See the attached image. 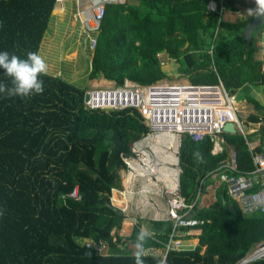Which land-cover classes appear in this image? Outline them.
<instances>
[{
	"label": "trees",
	"instance_id": "obj_1",
	"mask_svg": "<svg viewBox=\"0 0 264 264\" xmlns=\"http://www.w3.org/2000/svg\"><path fill=\"white\" fill-rule=\"evenodd\" d=\"M55 1L0 0V52L21 58L39 53ZM208 1L127 0L108 6L88 78L116 86L125 79L149 84L166 78L160 56L176 64L191 83L220 80L236 98L244 94L255 111L244 122L247 128L260 123L259 135L225 134V139L237 154L238 170L249 172L253 164L247 141L264 142V69L256 58L264 23L246 47L244 31L253 16L246 18L236 9L246 0H222L227 13L240 15L232 23L223 21L224 14L210 12ZM40 79L42 94L9 99L0 94V264H135L133 242L140 222L120 251L111 233L121 229L125 215L112 205L111 195L121 189V155H129L131 144L148 128L135 110L88 111L86 90L49 73ZM0 83L11 86L2 69ZM239 119L243 122L240 113ZM212 149L209 137H179L177 191L189 205L202 180L227 157L214 156ZM208 200L207 208L196 210L203 225L182 229L200 233L197 246L147 254L144 264H235L264 242V214L244 216L223 186ZM147 223L151 234L146 247L164 252L170 223ZM88 241L106 243L108 254L98 253ZM247 264H264V258Z\"/></svg>",
	"mask_w": 264,
	"mask_h": 264
},
{
	"label": "built area",
	"instance_id": "obj_2",
	"mask_svg": "<svg viewBox=\"0 0 264 264\" xmlns=\"http://www.w3.org/2000/svg\"><path fill=\"white\" fill-rule=\"evenodd\" d=\"M126 2L127 0H56L55 5L59 4L63 9L66 5L69 6L73 24L83 37L85 48L92 53L97 48L98 36L108 6L123 5ZM218 2L209 0L207 9L221 16L225 10L222 0ZM158 57L160 66L165 67L168 60L164 61L160 56ZM86 94L88 99L83 103L86 110H135L148 128V132L139 141L131 144L130 154L121 155L125 166L123 170L128 176L130 185L139 178L142 181L146 179L150 184L148 175L153 174L156 169V155L150 146L154 148L155 143L158 142L155 139L161 134L177 138L188 135L195 141L209 137L214 156L227 154L220 166L202 180L196 199L190 205L178 196L176 184L180 170L177 155L176 157L174 155L175 169L170 176V185L164 189L168 198L165 216L162 219L169 222L171 227L168 241L164 246L165 255L169 251L189 248L187 242L191 232L182 229L203 225V222L196 219V210L200 208L202 199L207 200V197L209 199L211 193L214 196L222 186L229 198L239 205L244 216L264 214V142L247 141L253 169L249 172H240L237 166V154L228 146L225 139V134H232L224 130V127L231 123L236 129V134H242L246 139L249 135L259 134L260 123L248 128L243 126V122L239 119L238 99L235 94L229 93L224 88L220 80L214 85H199L187 80L160 79L141 85L126 79L122 86L92 87L86 91ZM256 147H259L258 152L255 151ZM164 149L165 147L161 150L163 155ZM203 188H206V191ZM72 196L78 198L76 192ZM111 235L120 250L126 249L128 244L126 237L118 236L120 238L118 241L115 232ZM88 245L98 253L107 251V244L102 241H88ZM155 252L148 250V254H156ZM262 258H264V242L252 248L235 264H247Z\"/></svg>",
	"mask_w": 264,
	"mask_h": 264
},
{
	"label": "rangeland",
	"instance_id": "obj_3",
	"mask_svg": "<svg viewBox=\"0 0 264 264\" xmlns=\"http://www.w3.org/2000/svg\"><path fill=\"white\" fill-rule=\"evenodd\" d=\"M256 5L251 0H246L243 3L240 2L236 4V9L240 10L244 17L250 18L253 15H249L248 10L251 8H255ZM63 10V9H62ZM71 11V10H70ZM67 14H59V11L52 12L51 18L55 20L54 25L49 28V31L46 35L47 38H45L44 44L41 46L39 54L45 59L48 71L50 75L57 76L59 74L62 78L67 79L71 84L76 86L77 88H80L82 90H89L91 87H105L108 85V87H114L115 83L107 81L105 79H93L90 80L88 78V69H89V56L91 52L89 53L87 51V48L84 46L83 37L81 36L80 32L77 30V28L74 26V22L72 19V16L69 15V9L66 11ZM59 14V15H58ZM239 14L235 13H227L225 11L223 16V21H231L234 22L239 18ZM54 17V18H53ZM51 21V22H52ZM51 31V32H50ZM51 33V34H50ZM259 47H261V51L256 54V58L260 59L263 62V69H264V34L261 35L260 41L257 43ZM164 73L166 74V80L168 81H185V78H182L178 72L176 64L169 61L167 62L166 66L163 69ZM239 94V93H238ZM238 99V110L240 113L241 120L243 121V125L246 127V123L244 122V119L251 114L254 113V109L251 105H248L245 102V96L244 94H240V96L237 97ZM259 100H263L262 96H258ZM246 121V120H245ZM246 130V128H245ZM180 137V136H179ZM179 137L175 139V151L173 149H169V151L173 152L174 155L176 154L177 150V144L179 142ZM151 150H155L152 146H150ZM150 152V151H149ZM156 157H155V172L151 175H148V178L150 179V184L146 181V179H143V181L139 178L135 180L134 184V196L133 199L131 198V201L129 202L128 199V205L126 203L122 204H116L119 209L123 210L125 209L124 213L127 214L128 220L131 222L132 226L134 224V221L132 218L136 219L137 223L138 221L140 223H143L144 227H146L147 221L156 220L154 219L155 216L152 214L151 207L152 203L154 202V198L152 196H156L159 198V151H154ZM152 153V152H151ZM212 195V193L210 194ZM155 197V198H156ZM168 196H165L164 202L166 204ZM124 199V197H123ZM140 199H143L142 201L137 202ZM148 203L146 206H142V202ZM208 203V197L207 200L202 199V203ZM118 203V202H117ZM203 206H206L205 204H202ZM202 205L200 208H202ZM131 214L133 217L131 218ZM189 244V242H188ZM107 252V251H106ZM104 252V253H106ZM159 253V252H155Z\"/></svg>",
	"mask_w": 264,
	"mask_h": 264
},
{
	"label": "clouds",
	"instance_id": "obj_4",
	"mask_svg": "<svg viewBox=\"0 0 264 264\" xmlns=\"http://www.w3.org/2000/svg\"><path fill=\"white\" fill-rule=\"evenodd\" d=\"M254 4L256 7L248 10L249 15L264 16V0H254ZM0 69L11 84L9 87L0 83V94H4L5 99L28 98L44 92V83L40 76L47 74L48 66L38 52H28L26 58L10 54L8 51L0 52ZM149 237L150 233L143 228L137 233L133 242L135 264H144V257L148 254L146 245ZM108 251L107 246V252L100 254H108Z\"/></svg>",
	"mask_w": 264,
	"mask_h": 264
},
{
	"label": "crops",
	"instance_id": "obj_5",
	"mask_svg": "<svg viewBox=\"0 0 264 264\" xmlns=\"http://www.w3.org/2000/svg\"><path fill=\"white\" fill-rule=\"evenodd\" d=\"M123 5H125V4H123ZM62 9H63L62 6H60L59 4H56L54 6L53 12H57V11L60 10L61 11V14H65L66 15L67 14L66 11L69 9V15L71 16V11H70V8H69L68 5H66V8L65 9H63V10ZM54 19H53V21L50 24L51 29H52V26L54 25V22H55ZM227 22H231V21H227ZM74 26L76 27V25H74ZM45 38H47V37H45ZM44 42H45V39L42 42V45L44 44ZM89 58L91 60V54H90ZM90 60H89V64H90ZM57 76H60V75L57 74ZM63 79H65V78H63ZM65 80H67V79H65ZM105 87H108V85L105 86ZM175 139H176V137H174V136H171V135H163V134L157 136L156 139H155V140L158 141L157 143H155V146H154V149L155 150L154 151H159V157H157V158L159 159V187L160 188H159V198H157L158 197L157 194H156L157 197L155 196L156 198L154 196H152V198H154V202L151 205V207H153L152 214L151 215L155 216L154 219H156V220H163L162 218H164V216H165L166 204L164 202V198H165V196H168V195H166L164 193V189H165L166 186H169L170 185V176L173 175V169H175L174 168V163H173L174 162V153L171 152V151H169L168 145H169V143L171 144V141L174 144H176ZM257 142H258L257 139H255V140L252 141V143H257ZM164 147H165V149H164V155H163V153H161V150ZM177 147H178V144H177ZM173 150H175V148ZM176 154H177V152H176ZM175 157H176V155H175ZM119 175H120V179H121V189H119V190H113L112 191L111 203H112V205L114 207H116L118 210L121 211V213H123L125 215V219H124V221L122 223L121 229L118 232L115 233V236L116 237L123 236V237L128 238V236L130 235V233L132 231L133 226L135 224L139 223V221L137 223H135L136 222V219L135 218H132L133 215L131 214V218L134 221V224L132 226L131 222L128 220L129 218H128L127 214L124 213L125 209H123V210L119 209V207H117L116 204L126 203L128 205V199H129V202L131 201V198L133 199V196L135 194L134 191H133L135 181H134V184L130 185V182L128 180V176H126V173L124 172V170H121L120 173H119ZM176 185H177V188H178V176H177V184ZM171 186H173V184ZM128 192H132V194H128ZM114 195L116 196V199H117L118 203L114 201ZM123 197H124V199H123ZM142 200L143 199H140L139 201H142ZM139 201L137 199V202L138 203H139ZM141 205L142 206H146V205H148V203H145L144 204V201H143ZM205 205L206 206H203L202 205V208L203 207L204 208H207L208 207V203L207 202L205 203ZM140 226H141V229L143 228L148 233L150 232L148 223H146V227H144L143 223H140ZM191 235H197V238L196 239L195 238L194 239H189V237H188L189 244H187V246L193 248V247H196L197 244L199 243V235H200V233L198 231H194V232H191ZM162 250L163 249L157 250V252H159L160 255H162V254H164V252H162ZM120 251H123V250H120ZM156 254H158V253H156Z\"/></svg>",
	"mask_w": 264,
	"mask_h": 264
},
{
	"label": "water",
	"instance_id": "obj_6",
	"mask_svg": "<svg viewBox=\"0 0 264 264\" xmlns=\"http://www.w3.org/2000/svg\"><path fill=\"white\" fill-rule=\"evenodd\" d=\"M251 1L254 2V0H251ZM263 23H264V16H253L251 23L247 26V28L244 31V37L246 38V42H247L246 47H248L250 44L251 35H252L253 31L256 29V27L258 25H261ZM87 99H88L87 94H85L83 101L86 102ZM224 130L228 133H231L232 135L236 134V129H235L234 125L231 123L227 124L224 127ZM119 213H121V211H119Z\"/></svg>",
	"mask_w": 264,
	"mask_h": 264
},
{
	"label": "bare ground",
	"instance_id": "obj_7",
	"mask_svg": "<svg viewBox=\"0 0 264 264\" xmlns=\"http://www.w3.org/2000/svg\"><path fill=\"white\" fill-rule=\"evenodd\" d=\"M59 13L61 14V11L59 10ZM169 149H174L175 148V144L171 141V144L169 143L168 145ZM175 151V150H174ZM213 152V150H212ZM123 170V169H122ZM120 197V196H119ZM114 201L115 202H118L117 199H116V196L114 195Z\"/></svg>",
	"mask_w": 264,
	"mask_h": 264
}]
</instances>
